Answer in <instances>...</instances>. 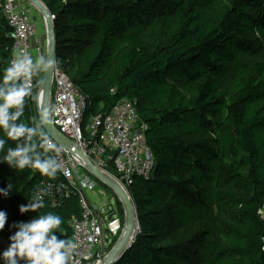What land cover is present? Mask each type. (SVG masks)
Returning a JSON list of instances; mask_svg holds the SVG:
<instances>
[{
  "label": "trees",
  "instance_id": "1",
  "mask_svg": "<svg viewBox=\"0 0 264 264\" xmlns=\"http://www.w3.org/2000/svg\"><path fill=\"white\" fill-rule=\"evenodd\" d=\"M41 2L55 17L57 67L87 99L82 126L123 99L146 126L155 167L128 187L140 231L117 264H264V0ZM1 5L0 73L13 47ZM21 119L38 122L29 98ZM62 180L0 164V187L14 185L0 197V241L46 212L63 218L68 241L76 196L19 212L42 183Z\"/></svg>",
  "mask_w": 264,
  "mask_h": 264
},
{
  "label": "built area",
  "instance_id": "2",
  "mask_svg": "<svg viewBox=\"0 0 264 264\" xmlns=\"http://www.w3.org/2000/svg\"><path fill=\"white\" fill-rule=\"evenodd\" d=\"M1 11L11 29L12 55L22 49L34 57L46 56L44 21L41 18L45 30L40 32L26 1L2 0ZM50 19L54 21V15L51 14ZM36 80L37 77H34L30 82L32 95L28 97L35 105L38 95ZM86 106L85 95L68 75L56 66L52 74L48 109L52 110L50 117L58 131L74 142L82 157L99 172L109 174L111 168L116 184L125 191L135 176L145 180L151 179L155 160L145 142L146 126L140 122L134 102L123 99L108 114L92 116L83 127ZM43 132L50 154L62 165L59 173L63 179L60 182H44L39 186L46 190L44 201L55 207L64 197L72 194L78 198L81 209L80 218L73 219L70 223L71 236L68 242L73 244L74 248L69 264H105L108 254L106 245L109 243L107 234L115 237L118 233L117 226L110 223L112 214L109 215V206L107 212H102L105 203L101 204L99 209H94L86 194L94 195L95 184L86 173L80 171L85 168L84 165L56 144L44 130ZM261 209H264V205ZM259 216L264 221V214Z\"/></svg>",
  "mask_w": 264,
  "mask_h": 264
},
{
  "label": "clouds",
  "instance_id": "3",
  "mask_svg": "<svg viewBox=\"0 0 264 264\" xmlns=\"http://www.w3.org/2000/svg\"><path fill=\"white\" fill-rule=\"evenodd\" d=\"M56 62L44 55L35 57L25 51L17 50L0 73V164H7L11 170L31 169L48 178L54 179L62 165L53 155H49V145L43 127L48 124L51 109L40 113L39 121L25 124V102L32 95L30 82L42 73L56 69ZM36 107V105H35ZM38 138L39 143L34 142ZM9 141L14 146L6 145ZM14 189L8 182L0 187V197L8 198ZM46 190L37 188L27 204L19 206L21 215L36 212L44 207ZM264 214V209H258ZM8 221V214L0 210V231ZM63 218L55 213L38 214L28 221L10 225L15 231L8 237V247L0 252V264H69L74 245L63 236Z\"/></svg>",
  "mask_w": 264,
  "mask_h": 264
},
{
  "label": "water",
  "instance_id": "4",
  "mask_svg": "<svg viewBox=\"0 0 264 264\" xmlns=\"http://www.w3.org/2000/svg\"><path fill=\"white\" fill-rule=\"evenodd\" d=\"M30 5L34 6L37 11L40 13L42 20L44 21V25L46 28V38H47V51L46 57L50 58L54 62H56V36L54 30V23L51 21L50 16L51 13L45 4L41 2V0H25ZM52 72L43 73L40 84L38 86V95L36 101V113L38 121L40 119V113L44 109H48V101L50 97L51 91V81H52ZM42 90V99L39 102V94ZM43 130L53 139V141L61 146L63 149L68 151L73 157L81 161L84 167L96 178H98L104 185H106L109 189H111L118 197L120 203L122 204L125 218L127 219L124 225L123 231L111 248L109 253L105 258V264H117L118 261L124 256L125 252L131 247V244L134 242L136 236H133L129 239L128 229L125 232L126 226L128 227L132 222V214L131 207L134 209L136 214V209L133 203L130 201L128 195L123 193V190L114 182H111L107 179V177L99 172L95 166L85 160L82 155L79 153L78 149L75 147L74 142L65 137V135L61 134L58 129L54 126L53 119L50 117L47 125L43 127ZM95 208V207H94ZM96 209V208H95ZM137 218V214H136ZM137 233L140 231L138 220H137Z\"/></svg>",
  "mask_w": 264,
  "mask_h": 264
},
{
  "label": "rangeland",
  "instance_id": "5",
  "mask_svg": "<svg viewBox=\"0 0 264 264\" xmlns=\"http://www.w3.org/2000/svg\"><path fill=\"white\" fill-rule=\"evenodd\" d=\"M26 3L28 4V8L30 10L31 16L36 21L38 30L40 32H44V30H45L44 26L41 23L42 21H40L41 20L40 13L37 11V9L34 6L30 5L28 2H26ZM40 76H41V74L38 76V78ZM42 76H43V73H42ZM42 76H41V78H42ZM80 171L82 173H86L90 177L91 181L94 182V184H95V188H94V192H93L94 195L96 194L98 196L97 198H100V197L104 198L105 206L102 208V212H104V211L107 212V209H108L107 207L109 206V209H108L109 215L112 214V219L110 220V223L112 222V223H114L113 225L117 226V229H118L117 235L115 237H111L109 234H107V237H106V239L109 242L106 245V252H107V250L110 251L111 250L110 248H112V245H114L117 242V240L119 239V237L123 231L124 225H125V219L126 218H125V214H124L122 204L120 203L117 195L111 189H109L106 185H104L98 178H96L91 173H89L86 168L80 169ZM108 173L113 177L115 176V174L111 168L109 169ZM103 174L105 175L106 173H103ZM114 183H117V182L115 181ZM128 196L130 198V201L132 202L130 195H128ZM86 197H87V194H86ZM87 200L89 202L88 197H87ZM131 213H132L133 222H134V225L131 229V235H133L136 232L137 220H136L135 211L132 207H131ZM194 229L200 230V227H196ZM0 243H1V247H2V249H1V252H2L8 247L9 244H7L4 240H1ZM107 253H109V252H107Z\"/></svg>",
  "mask_w": 264,
  "mask_h": 264
},
{
  "label": "bare ground",
  "instance_id": "6",
  "mask_svg": "<svg viewBox=\"0 0 264 264\" xmlns=\"http://www.w3.org/2000/svg\"><path fill=\"white\" fill-rule=\"evenodd\" d=\"M42 99V90H41V92H40V94H39V102H40V100ZM105 176L107 177V179L109 180V181H111V182H115V179H114V177L113 176H111L110 174H105ZM121 188V187H120ZM122 189V188H121ZM123 190V193L125 194V195H129V192H128V189L125 191L124 189H122ZM132 214V213H131ZM127 219H125V221H126ZM136 220H137V218H136ZM125 224H126V222H125ZM133 225H134V222H133V217H132V222H131V224L127 227L126 226V228H125V232L124 233H126V231H127V229H128V232H129V239L130 238H132L133 236H136L137 235V228H136V232H135V234H133V235H131V229H132V227H133ZM137 227H138V225H137ZM131 235V236H130Z\"/></svg>",
  "mask_w": 264,
  "mask_h": 264
},
{
  "label": "crops",
  "instance_id": "7",
  "mask_svg": "<svg viewBox=\"0 0 264 264\" xmlns=\"http://www.w3.org/2000/svg\"><path fill=\"white\" fill-rule=\"evenodd\" d=\"M87 197L89 198V203L91 205H93V207H95V208L98 207V209H99L100 205L105 203L104 198L103 197L97 198L98 196L96 194L95 195L89 194V195H87Z\"/></svg>",
  "mask_w": 264,
  "mask_h": 264
}]
</instances>
